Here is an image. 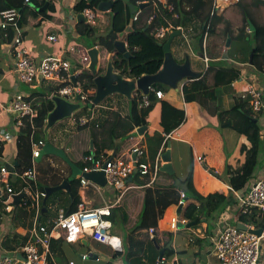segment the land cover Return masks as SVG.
<instances>
[{
    "label": "trees",
    "instance_id": "obj_1",
    "mask_svg": "<svg viewBox=\"0 0 264 264\" xmlns=\"http://www.w3.org/2000/svg\"><path fill=\"white\" fill-rule=\"evenodd\" d=\"M144 1L148 0H116L113 9L109 12L111 14L109 30L107 33L98 35L94 28H91L86 23H80L77 24L75 34L83 38H94L93 45L98 46V48L108 56L112 55L116 71L122 73L126 78L137 79L143 75L156 74L162 68L165 52L160 43H166L170 35L164 40L159 41L153 34L156 28L173 26L175 29H188L194 23L200 22L199 26H197V35L195 36L197 41V51L202 56L206 54L209 63L205 74H202L203 76L199 80L191 81L183 86L182 90L184 99L188 104L193 103L206 95L205 97L208 98L214 107L218 109V99L214 95V89L220 86L230 85L240 79V70L233 67H217L215 64H210V61L215 62L216 59L222 57V53L216 52L218 46L215 44H209L208 41L210 38H222L223 47L228 36L232 37V45L234 42L242 43L240 49L243 52V64L249 65L250 54L252 49H254L253 64L250 66H253L258 72L264 74V21H259L257 18L258 11H256L257 8L264 7V0H240L237 3L236 6L241 12L243 21V25L237 30V33H235L230 20L224 15H220L219 12L212 14L213 0H169L167 6L161 1L156 0L157 4H159L158 10L156 11V9L152 7V3H150L149 6L144 7V9L141 10L139 20L133 24L134 31L127 34L125 42L132 57L131 59H125L123 55L117 53L114 44L117 40V35L125 31L131 20H133L135 14L132 15L131 5L136 12L137 8H140L141 6L139 2ZM23 2L25 3V0H0V11L9 9H21L23 11V19L20 23L22 27L24 25V16L26 13ZM31 2L34 6L39 8L38 10L44 9L45 7L47 8L44 11L39 12L41 15L46 18L53 17L49 13L54 11V6L51 0H31ZM82 7L83 5L81 8ZM169 7H171V9H169ZM36 15L35 17H37ZM151 18H153V20L149 24L148 21ZM252 28L255 29L253 32H251ZM207 32V45L206 48H204L205 34ZM13 36V32L11 31L8 40L12 41ZM181 62H183V60ZM87 66L88 65H86L85 69L80 71L79 75L76 77V81L80 82L84 91L89 93L90 98L87 103H85L86 107L75 114V118L80 120L83 117H88V122L85 125L82 126L78 123V130L89 129L91 139L94 141V150L91 151L88 147L83 153L81 160L76 163L81 169L92 163L85 161L86 157L93 156L95 160H98L103 155L107 156L110 151H117V153L120 154L119 143L121 141H125L126 145L130 142L132 145L130 135L139 127L148 125L147 117L154 108V105L159 101L156 98V92L163 91L166 93L169 91L168 87L162 84H155L151 94L147 97L150 102L147 107H139L140 102H143L144 96L140 92H136L133 97L131 115L129 110L126 111L125 114L120 111L109 110L103 113L101 117H98L97 114L92 112L102 106L99 105L89 108V104L95 97L96 85L94 83V76L88 70ZM105 69L106 64H102L100 66V74H103ZM210 79H212L211 84ZM56 89L57 88L52 86L45 92L40 93V102H33V97L32 99L31 97L28 98V100L32 102L34 108L37 109L38 116L34 119V128H32L31 123L25 121V126L21 128L20 131L19 136L21 137V144L19 145H21L20 147L22 148H24V146L27 147V154L23 158L19 156L20 159L15 169L19 174H22L32 167L31 135L34 133V141H39L45 137L44 128L46 120L49 113L52 112L55 107L53 101H51L48 96ZM160 104V130L156 131L152 136H147L146 139L148 144V159L152 163L155 161L161 150V154H164L167 150V137L177 130L186 120V112L184 110L174 107L168 101H161ZM218 116L221 120L222 129H231L235 131L239 135L244 136L249 143V147L242 146L241 153L244 154L246 158L244 169L250 168L251 170V174L249 175L250 178L258 165L263 149L259 114H255L250 105L245 103L242 99H236L231 109L218 113ZM130 143L127 146L130 147ZM67 155L69 157V154ZM231 172L232 167L229 165L227 174H230ZM161 174L162 173L159 172V176ZM242 174L246 175V170L242 171ZM192 175V172H190V175L187 178L186 188L194 195V198H188L186 194L187 202L185 207L179 213V218L181 221H187L188 223L197 222L194 226V228H197L202 223L209 222L216 215L220 214V212L229 204L230 199L229 195L222 191L201 195L194 187ZM256 179L257 178L254 180ZM150 180L151 179L148 176H145L144 178L135 176L130 183L132 185H147ZM13 186L16 188L17 192L23 187L18 180L14 182ZM37 187L40 190H45L47 186L41 181H37ZM178 189L179 188L176 185L162 189L156 187L155 183L150 187H146V189L142 190L144 194V203L140 218L132 220L131 222L129 220L130 214L126 212L124 206L128 195L137 191H128L124 195L121 200V206L118 210L123 213L125 222L124 226L127 227L130 222L131 229L127 234L126 249L122 253H114L113 257L121 258L125 255L126 264H161L160 252L162 250L164 251L163 258H168L171 255L172 251L170 249L165 248V246L158 249L153 242L152 237L155 236L157 238L158 232L153 236L147 232L151 228L158 229L159 222L162 219L165 210L169 206L178 203L180 191H182H179ZM71 193V197L63 191L55 193L49 199L47 209L51 207L50 200L54 196L57 194H65L64 199L58 203L57 208L63 209L67 215L73 213L81 202L78 179H75L72 182ZM7 199V194L0 196V209L2 211L4 210L5 201ZM12 214L17 215L21 226L27 228L26 221L31 217L28 208L24 207L22 204L14 206L11 215ZM48 216L49 212H41V223L47 222L49 220ZM112 218L113 213L110 217L111 221L113 220ZM21 220H23V222H21ZM238 221L250 226L264 228L263 218L259 210H252L251 213L241 216ZM29 239V234L22 235L17 232H12L5 235L0 244L4 250L15 251L19 247L25 245ZM157 242L158 244L160 242L158 238ZM66 245L70 244L67 243L65 234H58V237L52 241V258H49L50 264H53V256L61 257L63 255L64 247ZM81 246L84 248L87 247L82 242ZM261 264H264V262Z\"/></svg>",
    "mask_w": 264,
    "mask_h": 264
},
{
    "label": "crops",
    "instance_id": "obj_2",
    "mask_svg": "<svg viewBox=\"0 0 264 264\" xmlns=\"http://www.w3.org/2000/svg\"><path fill=\"white\" fill-rule=\"evenodd\" d=\"M239 1L240 0H232L229 3H223L222 8L218 11L219 14L222 15V13H225L227 9L236 6ZM51 2L54 6V11L49 12L50 15L53 16H51L52 18H46L45 16L41 15L39 12L44 10H38L39 8L34 6V4H26L23 2L24 9L26 10L24 16V25L22 27L24 33V45L30 50L35 63L41 62L43 58L50 55L64 54L66 59L71 63L73 72L79 74L81 64H78V60H80V57L77 54H72L68 52V48L71 46L76 47V45L78 44L80 48L88 50L96 46H87L88 43L84 39L89 37L83 38L75 34L77 24H80L78 21V17L82 14L81 6L83 4L78 3L76 0H51ZM148 2L152 3V7L155 8L156 11L158 10L159 4H157L156 0H154V2ZM137 11H140V8H137L136 12ZM110 14L111 13L107 12L101 15L97 27L94 28L95 32L98 35L105 34L108 32ZM35 15L37 17H35ZM227 19L230 20L229 18ZM199 24L200 22L194 23L188 29H177L182 31V35H185L186 42L189 43L188 47L186 44H184L183 49L180 50L177 55L180 56V60L184 61L183 56L185 54H189L187 50L188 48L191 53L193 52L194 54H197V56L201 57L198 58L204 62L207 69L208 65L205 63L203 56L197 51V41L195 39V36L197 35V26H199ZM50 36H54L55 40H50ZM221 41H223L222 38H210L208 42L209 44L217 45L218 48L216 52L222 53L221 56H223L224 52L226 51V47L225 45L224 47L221 46ZM12 48V41H9L3 33H0V108L8 107L13 102L14 95L17 92H24L27 97H31V99L33 97V102H40L41 97L39 94L45 92L46 90L52 87V85L39 83V81L35 82L32 85L20 84L18 82V75L15 71V57L12 53ZM183 53L185 54L182 55ZM101 58L102 64H107L110 59L109 56L103 51H101ZM191 63L193 65V70L201 73L200 70H198V68L193 64V62ZM215 65L217 67H233L241 71V78L239 80L231 83L230 85H225L224 87H217L214 89V95L218 99L217 106L223 105L226 110L231 109L236 99H242L245 103L249 104L250 99L244 98L246 92L242 90L243 88L247 90L248 86L250 87L252 84L264 91V74L257 73L256 70L251 68L250 64H239L235 63V61H231L230 58L228 60H223L221 57L220 59L218 58L215 60ZM205 72L201 74H205ZM256 75H258V78H256ZM248 79H250V82L254 81V83L248 82ZM211 83L212 79H210V84ZM243 83L245 84L238 90L237 86L242 85ZM179 87V91H174L180 93L181 98H178L177 96L171 94L170 91H168L164 93L165 98L163 100H159L154 105V108L147 117L148 128L145 134L142 136V140L146 142L147 136H152L156 131L160 130L159 125L161 118V101H168L174 107L182 109L186 112L185 122L167 138V140L171 141L172 143L171 152L175 173L170 175L161 172L162 174L158 176L157 180L154 183L156 184V187L162 189L174 186L176 185V175L180 174L182 177L185 176L183 174V169L185 166H189L191 167L190 172H192L193 174L192 176L194 181V187L196 190L201 188L198 187L195 172H201V174L204 173L205 175H207V182H212L214 184V186L209 189V192H225L229 195L230 201L229 204L224 208V210L220 212V214L216 215L211 221L202 223L201 227H187L186 225H188V222L186 224H182L180 222L182 225H185V227H179V223L177 225V228L174 230L171 229L169 225L167 227L162 226V222H159L157 238L160 242L158 245L160 249L162 246H165V248H168L172 251L171 255L168 258H165L166 261L163 264H212L211 261L214 260L213 257H215L210 247L213 236L220 232L224 227L228 225L237 226L238 223L237 220L233 218L234 214H236L235 211L237 210L236 196L235 193L230 190V188H233L240 194L244 193L249 190L251 183L255 178L264 176V113L259 114V124L261 126L263 141L262 154L260 155L258 165L251 176L252 178H249L251 170L250 168L244 169L246 165V158L245 155L241 153L242 146L249 147V143L247 142L244 136L239 135L231 129H224L228 130V132L224 133L212 128V126L215 124L216 128L219 126L218 122L214 119V116L216 115L214 106L212 102L205 97L206 95H204V97H201L198 100L197 104H199L200 107H204V114L207 117L206 118L204 116V118L200 121H213V123H209L208 125L209 130H204L201 132L202 129H199L197 132V138L195 135L188 138H184L182 136V131L188 126L190 119H198V117L193 108L191 111L190 108H188L189 105H192L195 102L189 104L186 103L182 90V84H180ZM110 98H108V100ZM108 100L106 99L101 104L102 107L96 109L92 113H95L98 117H101L103 113L109 110L120 111L123 114H125L126 111L129 110L128 100L121 95L118 96V98L114 101V104L113 100ZM71 102L74 101L72 100ZM12 117L13 116L6 112V110L0 109V167L12 165L16 169V166L20 159L19 156L23 158L27 154V147L24 146V148H22L20 147L21 145H19L21 144V137L19 136L21 129L18 130V133L16 135L11 136L9 134V129L12 130V126L15 123L14 117ZM72 118L64 119L55 124L49 131V137L51 138L52 132L56 128V126L64 128L66 133L65 135H63L62 146L65 148H57L63 149L66 155L69 154L68 158L73 164L76 165V163L81 160L83 153L87 150V148L89 147L91 150V142L93 140L91 139L89 129L78 130V128L74 126L75 122H73ZM4 128L8 129V131ZM42 139L45 140V137ZM195 139L197 140L195 141ZM12 141L13 144H8ZM129 143H127V145H129ZM133 144L134 142L132 141V145ZM127 145L125 141H121L119 143L120 154H118L117 151H110L108 152V154H118V156H124L129 152V149L132 147L131 143L130 147ZM200 150H202L203 152H201ZM205 152H208L209 155H207ZM226 154L229 156L228 159H226ZM201 157L203 160L200 162L198 158ZM45 158L46 157L44 156L39 162H37V181L42 180L41 182L44 183L47 187H51L61 184L64 180L68 179L71 176V167L61 158H57L58 160L56 161H51L49 159L46 160ZM209 160L211 161V167L208 166ZM226 162H228L229 164H226ZM229 165L232 167V172L230 174H227ZM211 168H213L214 171H211ZM244 170H246V175L242 174V171ZM208 173H210L212 176ZM188 177L189 175L187 176V178ZM154 183H152L151 185H153ZM217 184H219V186H215ZM151 185L137 184L133 185L134 187L128 190L137 191L128 195L124 206L126 212L130 214V222L132 220H137L138 218H140L142 206L144 203V194L142 190L146 189V187H150ZM207 186L208 185L205 184V188H207ZM214 187H216V191H214ZM178 190L180 191L181 189ZM63 192L68 194L66 191ZM203 194L207 195V192ZM124 195L120 197V193H118V191H116L110 186H106L105 188H102L100 186L94 188L90 187L87 189L86 192V200L89 203L90 207H101L105 205L113 206L111 210L113 213L112 219L114 220V223L112 222V232L116 233L115 235L121 237L124 247L126 249L127 234L131 229V224L129 222L127 227L124 226L125 222L123 218V213L122 211L118 210L121 206V200ZM64 197L65 194H57L53 197V213H49V219L55 217V214L58 211V203L62 199H64ZM168 208V211H171L170 216L172 218L177 217L180 220L178 214L179 206L173 204ZM21 222H23V220H21ZM26 223L27 228H24L23 226H21L17 215H2L0 217V227L3 226L4 228L0 232V243L4 236L8 233L17 232L19 234L25 235L31 224L30 219L27 220ZM84 241L88 242L85 245L89 247L91 240L83 239L82 243ZM93 243L102 246L99 243ZM75 245H78L82 248L81 252L75 250V252L77 253V257L81 260L80 263H77L74 259H71L67 256L66 247L69 245H66L64 247V253L61 257L53 256V264H60L57 262V258H60L63 264H70L71 262H74L75 264H107L111 260H119L120 264H126L125 255L121 258H115L113 257L114 252L112 250L111 258H108L105 262L103 261L104 256H102L99 251L95 249H87V247L84 248L81 246V243L74 245L70 244V246ZM6 251L7 250H4L0 244V257L4 256ZM86 254L93 256H90L87 259H83V256ZM262 262H264V259Z\"/></svg>",
    "mask_w": 264,
    "mask_h": 264
},
{
    "label": "built area",
    "instance_id": "obj_3",
    "mask_svg": "<svg viewBox=\"0 0 264 264\" xmlns=\"http://www.w3.org/2000/svg\"><path fill=\"white\" fill-rule=\"evenodd\" d=\"M78 3H83L81 13L85 18V23L91 28H96L102 12L98 10L97 4L101 1L116 0H96L90 3V0H76ZM154 2V0H148ZM148 1L139 2V4L150 3ZM232 0H213L212 14L218 12L222 8L223 3H229ZM97 2V3H96ZM26 4H32L31 0H25ZM167 6V4H164ZM171 9V7H169ZM141 10L137 11L133 17V21L139 20ZM23 19V11L21 9H9L0 11V33H3L6 38L13 32L12 53L15 57V71L18 75L20 84L32 85L35 82L45 83L57 88L48 97L50 100L54 96L67 98L68 100L76 101L80 97V101L87 103L90 96L86 93L80 82H74L79 74L71 71V63L66 59L64 54L50 55L42 59L41 62L35 63L30 50L24 45L23 28L20 25ZM151 18L148 23L152 22ZM177 31L172 26H162L154 30L153 34L159 41L164 40L168 35ZM208 32L205 34L204 48L207 45ZM50 40H55L54 36H50ZM68 52L77 54L85 65H88L90 58L88 50L71 46ZM205 63L208 65L209 59L206 54L203 56ZM251 96L249 102L250 107L255 114L264 113V91L257 86L251 85L248 89ZM29 97L24 92H17L14 95L13 102L5 108L14 121L21 129L25 126V121L31 123L34 128V119L38 116V111L28 100ZM156 98L163 100L165 94L163 91L156 92ZM92 103V101H91ZM150 104L147 97L144 96L143 102H140L139 107H147ZM74 116V115H73ZM92 117V116H91ZM90 117V118H91ZM73 122L85 125L88 122V117H83L80 120L72 118ZM34 133L31 135V169L19 174L15 168L11 171L7 166L0 167V191L1 196L7 194L8 199L5 201V207L0 209V217L2 215L11 214L14 208L13 196L25 193L27 196L20 202L28 210L34 211V216L26 234H29V241L19 247L15 251H6L4 256L0 257V264H50L49 258H52V241L58 237V234H65L67 243L80 244L83 239L91 240L101 245L109 246L114 253H122L125 250L121 237L112 232V215L113 206L90 207L86 200V192L90 187H98L97 184L87 180L82 174L104 171L108 186L114 188L120 197L128 192L134 186L130 183L135 176L144 178L150 177V182L147 185L154 183L163 165L162 150L158 154L155 161L152 163L148 159V144L142 140V136L137 133V129L130 135V140L134 142L129 152L124 156L107 154L100 159L95 160L93 156L85 158V161L92 162L89 166L82 169V174L78 176L79 180V195L81 202L77 209L67 215L63 209H58L56 216L49 219L47 222L41 223L40 217L42 212V201L45 197V190L37 188V159L41 156L42 148L45 145V140H33ZM170 136V135H169ZM168 138V137H167ZM135 157V158H134ZM145 159V160H144ZM201 162L203 159L198 158ZM19 181L22 184V189L17 192L13 186L14 182ZM230 190L236 196V214L233 218L239 222V218L247 215L252 210H259L264 223V176L257 178L250 186L249 190L244 193H239L233 188ZM186 193L180 191L178 203L175 205L184 208L186 205ZM170 207V206H169ZM167 208L163 214L162 226H168L171 229H176L181 222L186 224L187 221H180L177 217L170 216L171 211ZM5 212V213H3ZM249 228L259 229L255 226L246 224ZM158 229L151 228L148 234L153 236ZM264 233L258 236L249 231H243L236 225H228L220 232L215 234L210 245L211 250L218 261V264H261L264 259ZM90 256L86 254L83 259ZM166 261L165 258L160 260L161 264ZM119 260H111L107 264H119ZM70 264H75L71 262Z\"/></svg>",
    "mask_w": 264,
    "mask_h": 264
},
{
    "label": "water",
    "instance_id": "obj_4",
    "mask_svg": "<svg viewBox=\"0 0 264 264\" xmlns=\"http://www.w3.org/2000/svg\"><path fill=\"white\" fill-rule=\"evenodd\" d=\"M96 0H90V3H94ZM164 4H168L169 0H161ZM113 1H101L98 3L97 8L98 10L102 12H110L114 7ZM150 3H145L140 6V10H143L144 7L149 6ZM132 8V15H134L135 9L131 5ZM47 9L46 7L43 9ZM79 23H85V18L83 15H79L78 17ZM134 21L131 20L129 26L126 28L125 31L119 33L117 35V40L115 41L114 47L117 51V53L124 56L125 59H131V54L127 49V44L125 42V38L128 33H131L132 30H129L133 27ZM255 29L252 28L251 32H253ZM182 31L177 30L170 34L169 39L166 43H160V45L163 47V50L165 52V58L162 65V68L156 73L152 75H143L140 78L137 79H129L126 78L122 73L116 71L112 55L109 56V61L106 64V69L103 74H100V66L102 65V58H101V51L100 49L95 46L90 49H88V55L90 58V62L87 66L88 70L91 72V74L94 76V83L96 85V93L95 97L92 101V103L89 104V108H93L94 106L101 105L108 97L113 95H121L125 97L128 100L129 103V113L131 115L132 108H133V97L136 92H140L143 96L148 97L151 92L152 88L155 84H162L172 90L179 91L180 84H182V87L187 84L188 82L199 80L203 75L199 72H196L192 68L191 63V57L190 55H186L184 58V61L180 63L176 57L174 56V53L171 50V44L173 40L177 36H181ZM232 45V37L228 36L225 47L226 51L224 52L222 59L228 60V49L231 48ZM253 54L254 49H252V52L250 54V65L253 64ZM71 71L73 72V68L71 67ZM73 81L76 82V78H73ZM51 101L54 103V110L49 113L46 125L44 128V134H45V145L42 148L41 156L39 159H37V162H39L45 155H55L59 158H61L64 162H66L72 169L71 176L64 180L61 184L57 186H51L45 188V197L42 201V212L47 213V203L51 196L59 191H66L70 197L72 196L71 193V184L72 182L78 178L79 175L82 174V169L75 164H73L68 156L66 155L65 151L63 149L55 147L52 143H50V137H49V131L50 129L57 124L59 121H62L67 118H72L73 115L81 111L83 108L86 107V104L80 101V97H77L75 102H71L67 98H61L59 96H54ZM256 121V120H255ZM147 126L139 127L137 129V133L140 136H143L147 130ZM171 141L167 142V150L164 154H162V161L163 165L160 168V172L167 173V174H174V166H173V159H172V152H171ZM94 150V143L91 142V151ZM135 158V157H134ZM7 167L13 171L14 167L12 165H7ZM87 180L97 184L98 186L105 188L108 186L107 179L105 177L104 171L99 172H91V173H83L82 174ZM0 191V196H1ZM27 195L25 193L19 194L16 196H13V203L15 206L20 205V202L23 198H25ZM183 208L179 207L178 214L181 212ZM197 224V222H190L187 227H193ZM185 225L179 224V227H182ZM238 229L243 231H249L251 233H254L258 236H261L264 233V228L259 229H251L246 224L242 222H238L237 226ZM153 242L155 243L156 247L160 249L157 238L155 236L152 237ZM84 244H87V241L83 242ZM164 251L162 250L160 252V260L163 258ZM82 259V257H81Z\"/></svg>",
    "mask_w": 264,
    "mask_h": 264
},
{
    "label": "rangeland",
    "instance_id": "obj_5",
    "mask_svg": "<svg viewBox=\"0 0 264 264\" xmlns=\"http://www.w3.org/2000/svg\"><path fill=\"white\" fill-rule=\"evenodd\" d=\"M155 11V10H154ZM256 11H258V16H257V18L259 19V21L260 22H263L264 21V7H260V8H257V10ZM222 15H224L226 18H229L230 19V22H231V24H232V27H233V29L235 30V33H237V30L239 29V28H241L242 27V25H243V21H242V15H241V12H240V10H239V8L237 7V6H233V7H231L230 9H227L226 11H225V13H222ZM129 30H132V32L134 31V27H132V28H130ZM88 44H87V46L88 45H90V47H92L93 46V44H94V38H91V37H89V38H86V39H84ZM252 42H253V40H252ZM226 43V42H225ZM184 44H186L187 45V47H188V45H189V43H187L186 42V38H185V35H181V36H177L176 38H175V40H174V42H173V44H172V48H171V50H172V52L174 53V56L176 57V59L179 61V62H181L182 60H180V56H178L177 54H178V52H180V50H182L183 49V46H184ZM225 45V44H224ZM242 45V43H237V42H234V44L232 45V47L230 48V49H228V55H230V60L231 61H235V63H239V62H241V64H243L244 62V57H243V52L241 51V46ZM79 47V45L77 44L76 45V47ZM221 46H222V41H221ZM223 47V46H222ZM80 48V47H79ZM187 50H188V53L189 54H185V53H183L182 55H184L183 57L185 58V56L186 55H190L191 54V62H193V64L198 68V70H200V72L201 73H204L205 71H206V65L204 64V62L203 61H201L199 58H201L200 56H197V54H194L193 52L191 53L190 52V50L187 48ZM200 55V54H199ZM199 57V58H198ZM243 57V58H242ZM79 59V58H78ZM78 64L80 65V71H82L83 69H85V67H86V65L82 62V60L80 59V60H78ZM210 64L211 65H214L215 64V62L214 61H210ZM240 64V63H239ZM246 65H248V64H246ZM193 66V65H192ZM251 68H253L254 70H256L253 66L251 67ZM256 72L257 73H259L260 74V72H258L257 70H256ZM240 78H241V75H240ZM256 78H258V75H256ZM248 82H250V79H248ZM250 83H254V81H251ZM245 83H243L242 85H238L237 86V89L239 90L243 85H244ZM252 85H254V84H252ZM227 86V85H226ZM235 86V85H234ZM247 86V85H246ZM245 86V87H246ZM220 87H224V86H220ZM248 89H249V86H248V88H247V90L245 89V88H243V90L242 91H245L246 92V95H244L243 97L244 98H248V99H250L251 100V96L249 95V93H247L248 92ZM169 91H170V93L171 94H173V95H175V96H177L178 98H181V94L180 93H177V92H175L174 90H172V89H170L169 88ZM227 92H229V91H227ZM111 97V96H110ZM118 98V96H115V95H113L110 99L111 100H113V104H114V101L116 100ZM109 99V100H110ZM108 100V101H109ZM74 101V100H73ZM75 102V101H74ZM197 102H198V100L197 101H195V103H193L192 105H189V107L188 108H190V111L192 110V108L195 110V112H196V114H197V117H198V119L197 118H195V119H190V121H189V124H188V126L182 131V136L184 137V138H188V137H192L193 135H195L196 136V138H197V132H198V130L200 129H202L201 130V132L202 131H204V130H206V131H208L209 130V128H208V125H209V123H213V121H210V122H206V121H200V120H202L203 118H204V116L206 117V115L204 114V112H205V110H204V107L202 106V107H200L199 106V104H197ZM214 106V105H213ZM214 110H215V112H216V115L214 116V119H215V121H217L218 122V126L219 127H217L216 128V124L215 125H213L212 126V128H214L215 130H217V131H219V132H224V133H226V132H228V130H224V129H222V127H221V120H220V118H219V116H218V113H220V112H223V111H226V109L223 107V105H220V106H218V109L217 108H215L214 107ZM74 118H75V115L73 116ZM13 118V117H12ZM207 118V117H206ZM76 119V118H75ZM77 120V119H76ZM4 126V125H3ZM2 126V127H3ZM75 127H77L78 128V123H75V125H74ZM199 126H200V128H199ZM9 127V126H8ZM7 127V128H8ZM13 129L11 130V129H9L10 131H9V134L11 135V136H13V135H16L17 133H18V130L20 129L18 126H17V124L16 123H14L13 124ZM4 129H6V128H4ZM7 131H8V129H6ZM211 130V129H210ZM65 133H66V131L64 130V128H60L59 126H56V128L53 130V132H52V136H51V138H50V143H52L55 147H63L62 146V144H63V135H65ZM197 139H195V141H196ZM8 144H13V141L12 142H10V143H8ZM69 147V146H68ZM63 148H65V147H63ZM201 152H203L202 150H200ZM207 155H209V153L208 152H205ZM45 159L46 160H51V161H56V160H58L57 158H59V157H57V156H55V155H45ZM228 155L226 154V159H228ZM209 164H208V166L209 167H211V161L209 160V162H208ZM226 164H229L228 162H226ZM190 170H191V167H189V166H185L184 167V169H183V174L185 175V176H181L180 174H178V175H176V177H175V184H176V186L179 188V189H181V190H183L186 194H187V196H188V198H194V195L193 194H191V192L186 188V182H187V176L188 175H190ZM211 171H214V169L213 168H211ZM208 174H210V173H208ZM211 175V174H210ZM195 176L197 177L196 179H197V182H198V187L199 188H201V189H197L196 191L198 192V193H200L201 195H205V194H203V193H205V192H207V194L208 193H211V192H209V189L212 187V186H214V184L211 182H207L206 181V178H207V175H205L204 173H202L201 174V172H195ZM212 176V175H211ZM41 180V179H40ZM39 181V180H38ZM42 181V180H41ZM255 180H253V182H254ZM252 182V183H253ZM251 183V184H252ZM205 184H207L208 186H207V188H205ZM210 185V186H209ZM215 186H219V184H217V185H215ZM38 188V187H37ZM39 189V188H38ZM40 190V189H39ZM214 191H216V187H214ZM203 192V193H202ZM53 198L50 200V204H51V207L49 208V213L50 214H52L53 213V210H52V205H54V202H53ZM34 209L32 210V211H30V213H31V217H30V221H32V219H33V216H34ZM55 216H56V214H55ZM113 221V223H114V220H112ZM202 225V224H201ZM201 225H200V227H201ZM17 227V226H16ZM194 227V226H193ZM4 227L2 226V227H0V232L2 231V229H3ZM114 234H116V233H114ZM71 245H74V244H71ZM87 249H95V250H97V251H99V253L100 254H102V256H104V259H103V261H105L106 262V260L109 258H111V256H112V249H110V247L109 246H106V245H102V246H100V245H96V244H94L93 243V241H90V245H89V247H87ZM66 253H67V256L69 257V258H71V259H74L77 263H80L81 262V260L77 257V253L75 252V250H77V251H79V252H81L82 251V248L81 247H79L78 245H75V246H67L66 247ZM84 250V249H83ZM263 251H264V245H263ZM213 259L214 260H212L211 261V263L212 264H218V262H217V260L215 259V257H213ZM57 260V262L58 263H60V264H63L62 263V260L60 259V258H57L56 259Z\"/></svg>",
    "mask_w": 264,
    "mask_h": 264
}]
</instances>
